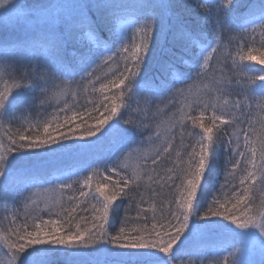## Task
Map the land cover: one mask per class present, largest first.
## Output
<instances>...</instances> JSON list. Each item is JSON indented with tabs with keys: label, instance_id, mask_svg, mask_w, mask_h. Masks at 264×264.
<instances>
[{
	"label": "snow or ice",
	"instance_id": "1",
	"mask_svg": "<svg viewBox=\"0 0 264 264\" xmlns=\"http://www.w3.org/2000/svg\"><path fill=\"white\" fill-rule=\"evenodd\" d=\"M0 26V264H264V0H0Z\"/></svg>",
	"mask_w": 264,
	"mask_h": 264
},
{
	"label": "trees",
	"instance_id": "2",
	"mask_svg": "<svg viewBox=\"0 0 264 264\" xmlns=\"http://www.w3.org/2000/svg\"><path fill=\"white\" fill-rule=\"evenodd\" d=\"M182 2H188V3H191V2H193V0H182ZM245 2H247V0H245ZM20 35H21V34H20L19 32H17V31H12L11 29L4 28V27L0 26V39H3V38H5V37L10 38V39H12V38H19ZM155 71H156V69L153 68V69H152V72H155ZM80 102H81V103H84V98H81ZM158 107H159L160 109H164V104H159V105H157V104L154 103L153 106H152V112H155L156 109H157ZM49 111H51V109H49ZM252 115H253L254 118L256 117V110H255V109L252 110ZM163 118H164L163 116L158 117V119H161V120H162ZM108 146H109V143H108L107 140H103V141H101V143H100V145L98 146V148H97L95 154H97V155H103V154L105 153V151L107 150ZM70 162H71V161L69 160V163H70ZM67 163H68V162H66V164H67ZM222 176H223V173H222V171H221V178H222ZM114 179H115V177H114ZM259 195H260V193L257 192V193H256L257 198L259 197ZM125 203H127V201H126ZM144 207H147V205H144ZM130 215H131V216H134V215H135V210H134V209H133V211L130 213ZM149 215H151V214H149ZM120 216L123 217V210H122V209H121V212H120ZM113 225H114V228H119V226H120L119 221H118V220H114V221H113ZM3 226L6 227V226H7V222H5ZM130 226H132V225H130Z\"/></svg>",
	"mask_w": 264,
	"mask_h": 264
},
{
	"label": "rangeland",
	"instance_id": "3",
	"mask_svg": "<svg viewBox=\"0 0 264 264\" xmlns=\"http://www.w3.org/2000/svg\"><path fill=\"white\" fill-rule=\"evenodd\" d=\"M145 147L147 148V147H150V146L145 145ZM69 160L70 159L68 157L63 158L64 163H66V162L69 163ZM46 187H48V185H46ZM44 195L47 196V197H51V198L55 199L56 197H58L60 195V193H58L56 191H51V192L45 193ZM67 195H69V193H64L65 199H66ZM54 264H64V259L62 257H59V256L58 257H54Z\"/></svg>",
	"mask_w": 264,
	"mask_h": 264
}]
</instances>
